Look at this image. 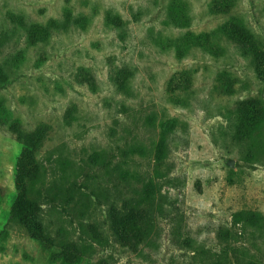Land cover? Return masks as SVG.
Returning <instances> with one entry per match:
<instances>
[{"label":"rangeland","instance_id":"1","mask_svg":"<svg viewBox=\"0 0 264 264\" xmlns=\"http://www.w3.org/2000/svg\"><path fill=\"white\" fill-rule=\"evenodd\" d=\"M171 1L0 0V66L9 79L0 101L30 127L55 126L41 159L45 187L57 197L44 217L91 245V258L81 264H264V230L232 223L238 211L264 214V122L246 141L230 127L237 103H264V83L222 33L238 17L264 50V0H234L226 14L211 12L216 0H185L190 30L215 32L224 52L193 50L181 59L163 43L186 31L170 21ZM18 17L27 24L54 20L58 28L31 45ZM18 53L24 58L15 65ZM80 69L95 74L94 88L78 82ZM186 69L197 72L193 93L185 106L175 105L168 82ZM124 70L128 82L120 88ZM223 75L234 79V91L217 88ZM71 104L77 110L68 120ZM163 137L166 156L158 162ZM137 148L142 152L133 153ZM21 151L0 129V264H60L9 221ZM96 152L102 158L93 162ZM149 180L161 189L158 224L133 253L112 242L108 209L138 197ZM94 229L108 239L97 242Z\"/></svg>","mask_w":264,"mask_h":264},{"label":"trees","instance_id":"2","mask_svg":"<svg viewBox=\"0 0 264 264\" xmlns=\"http://www.w3.org/2000/svg\"><path fill=\"white\" fill-rule=\"evenodd\" d=\"M234 0H216L211 7L214 14H226L234 7ZM169 18L173 25L186 30L182 35L166 39L163 43L173 50L178 59L184 58L193 50H200L212 56L223 54L224 47L215 32L195 33L190 30L193 19L189 5L185 0H172L169 4ZM18 24L24 28L27 40L31 45L47 42L58 28L56 21L48 24H27L21 17ZM224 38L237 46L242 56L250 58L255 66L256 73L264 83V50L259 40L246 28L238 17H231L222 28ZM14 64L18 65L23 60V54L18 53L12 57ZM19 62V63H17ZM127 70L117 74L120 88L128 82ZM196 70H181L174 73L168 82L167 93L175 105L185 106L188 97L193 93ZM80 84L95 87L96 76L88 69H80L78 75ZM9 82L8 75L3 66H0V90ZM217 88L223 92L235 90L234 79L223 75L217 80ZM229 88V89H228ZM76 105L71 104L65 117L70 120L76 113ZM230 127L233 137L246 141L258 131L264 122V103L258 98H248L236 104L230 114ZM0 129L22 145V151L15 165L16 198L11 206L9 221L21 227L25 234L38 242L42 249L48 253L51 263L81 264L91 257V245L74 239L63 227L54 229L46 222L44 217L45 207L52 202V189L45 187L46 167L41 159L42 154L56 129L50 121L39 122L34 127L28 126L20 118L14 116L7 109L4 101H0ZM250 142V141H248ZM247 143V142H246ZM166 141L162 138L156 151L158 162L166 156ZM140 153L142 149L132 150ZM102 158L99 152L91 156L93 162ZM158 184L149 180L145 183L138 197L128 198L119 204H113L108 209V227L111 230L112 242L124 250L137 253L141 246L148 243L158 224L160 209L157 205V194L160 192ZM232 223L235 226L251 227L264 230V214L261 212L243 210L233 213ZM97 242L106 241L103 233L93 230ZM98 243V244H99ZM100 264V263H99ZM248 264H256L249 262Z\"/></svg>","mask_w":264,"mask_h":264}]
</instances>
